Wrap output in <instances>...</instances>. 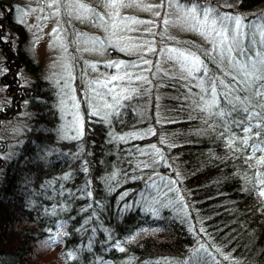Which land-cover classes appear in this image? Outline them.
<instances>
[{
	"label": "trees",
	"instance_id": "1",
	"mask_svg": "<svg viewBox=\"0 0 264 264\" xmlns=\"http://www.w3.org/2000/svg\"><path fill=\"white\" fill-rule=\"evenodd\" d=\"M221 2L212 0L214 5ZM263 2L232 0V5L223 9L252 18L255 14L247 11ZM7 22L12 40L4 42L0 51L4 50V61L13 68L4 71V82L11 87V71L23 65L34 74V82L26 89L30 99L16 102L20 96L16 93L10 105L4 102V116L6 110L11 116L24 107L32 112L24 115L28 125L12 148L4 142L7 136H0V150L4 145V153L0 152V264H32L35 247L40 245L57 251V258L42 264H192L189 258L200 243L211 246L209 251L219 264H264V206L256 188L244 179L245 174L251 178L252 172L242 167L243 162L219 139H213V133L177 110L171 99L177 94L171 87L174 81L153 78L158 87L152 95L159 98L155 117L151 99L146 105L140 101L147 108L145 120L130 112L123 124L113 121L112 128L86 112L83 138H63L58 87L40 76L38 63L25 48L24 29L11 19ZM187 35L188 42L203 43L196 33ZM76 85L79 89L78 77ZM12 87L9 91L15 92V85ZM133 123L141 131L152 128L156 134L127 142L109 136V132L127 134ZM151 144L161 148L172 165L157 170L165 176L179 173L174 187L187 205L181 211L172 206L160 209L159 215L146 211L151 190L140 177L149 170L133 169L147 157L135 152L133 145L147 150ZM125 172L137 178L128 179ZM113 174L115 179L107 181ZM81 189L90 191L91 196ZM125 190L128 195L122 200L120 194ZM125 202L131 207H123ZM53 205L56 215H52ZM61 223L64 226L59 231L67 235L45 243L48 229L55 234ZM114 241H119L125 252H120ZM69 251L75 253L74 260L66 259Z\"/></svg>",
	"mask_w": 264,
	"mask_h": 264
},
{
	"label": "snow or ice",
	"instance_id": "2",
	"mask_svg": "<svg viewBox=\"0 0 264 264\" xmlns=\"http://www.w3.org/2000/svg\"><path fill=\"white\" fill-rule=\"evenodd\" d=\"M142 4L143 0H98L97 6H89L86 0H44L40 11L48 9V15L59 17L58 27L53 28L52 33L57 34L66 53L69 46L73 50L68 54L70 62L64 65L67 78L57 81L58 84L62 83L64 99L60 103L64 106L61 110L66 112L67 120L62 131L66 138L82 139L85 132L79 104L72 94L75 79L73 69L80 64L81 78L89 71L98 70L96 64L85 67L78 53L95 51L104 55L111 48L129 57L135 56V59L129 60L110 59L103 67L114 71L107 75L101 73L89 80L86 86L81 85L80 100L86 108H90L88 115L102 124L107 123L109 128L114 126L113 121L123 124L125 116L130 112L143 121L147 118V108L140 101L143 100L146 105L151 99L155 117L158 107L155 101L159 98L152 95L158 87L153 78L159 74L162 78L174 81L171 87L177 94L171 99L176 102L177 110L186 113L190 121L202 124L204 130L214 134L213 139H219L234 158L243 162L242 167L251 170V178L245 174L244 179L256 188L261 206H264V13L252 18L243 17L223 11V8L229 6L214 5L212 0H160L158 4L143 7V11L153 13L154 18L150 20L125 15L123 12L124 9L140 8ZM97 7L101 10H97ZM35 11L32 8H20L21 19L18 22L23 24L24 17ZM44 18L47 19V16ZM73 20L103 29V38L76 31L72 25ZM165 25H177L187 32H194L203 43H164ZM139 26L147 27L141 31ZM154 28L157 30L153 31ZM5 39L0 37V40ZM161 57L171 65L167 70L160 66ZM67 104H71V108ZM155 122L160 123V120ZM149 134L156 133L152 128L141 131L136 123L132 124V130L127 134L109 132L112 139L122 142L144 139ZM160 143L164 144L165 140L161 138ZM133 148L141 156L147 157L133 169L149 170L145 176L140 177L151 190V201L146 211L159 215L162 208L172 206L181 211L187 207L182 203L184 196L180 194L179 188L174 187L178 183L174 177H178L179 173L165 176L157 170L165 164L169 169L172 167L163 150L156 144L149 145L147 150L136 145ZM128 163L131 166V160ZM124 175L128 179L137 178L127 172ZM114 179L115 174L109 176L107 181ZM80 191L91 196V192L86 189ZM63 194L62 189L60 195ZM127 195L125 190L120 194L121 199ZM142 199L147 200V197ZM123 207L131 205L125 202ZM52 215H56V205L52 206ZM63 226V223L56 225L55 234L49 228L45 243H55L58 237L67 235L59 231ZM113 243L120 252H125L119 241ZM209 247L200 243L189 258L192 264H219ZM219 251L217 248L216 252ZM75 258L74 252H67L66 259ZM223 259L228 260L229 257L224 256ZM181 264L189 262L183 261Z\"/></svg>",
	"mask_w": 264,
	"mask_h": 264
},
{
	"label": "rangeland",
	"instance_id": "3",
	"mask_svg": "<svg viewBox=\"0 0 264 264\" xmlns=\"http://www.w3.org/2000/svg\"><path fill=\"white\" fill-rule=\"evenodd\" d=\"M4 6L7 8L13 7V18L16 19L18 25L22 27L26 33V43L25 48L29 52L30 56L33 58L34 61H36L39 65V71L40 76L51 83V85H55L57 88V95H58V107L61 113V127L60 129L64 128V125L66 124V112L62 111L63 105H61L60 101L61 99H64L63 93L61 92L62 83L58 84L57 81H62V78H67V72L65 70L64 65L66 63H69L68 54L72 53V47L69 46L68 52L66 53L64 49L61 47L60 40L58 39L57 34L52 33V29L58 27L57 20L59 17H54L51 15H48L49 10L44 9V11H40L41 8L44 6V0H4ZM232 0H222V4L224 5H232ZM89 6H97L98 0H86ZM160 0H143V4L140 8H131V9H124L123 12L125 15H131L134 17H137L139 19L143 20H150L153 19V13L143 11V7L147 5H154L158 4ZM20 8H32L36 9L35 12L29 13L27 16L24 17V23L21 24L18 21H20ZM97 10H101V8L97 7ZM159 10V9H157ZM223 11L225 9H222ZM231 12V11H230ZM234 13V12H232ZM247 13H254L260 14L264 13V2L260 5L254 7L252 10L247 11ZM47 16V19L44 17ZM16 23V24H17ZM72 25L75 27L76 31L78 32H84L88 35L93 36H99L103 38V29L97 28L94 25H89L87 23H83L80 21H72ZM11 26V24H10ZM147 26H139V30H143ZM157 29H153V31H156ZM164 31V41L168 40L167 44L173 45L175 41L182 42L183 39L187 40V34H194L193 32H187L183 28L177 26V25H165L163 26ZM18 35V33H16ZM131 35V33H129ZM167 38V39H165ZM8 39V38H7ZM181 39V40H180ZM165 43V42H164ZM114 50L111 48L108 50L107 54L101 55L99 52L95 51H89V52H83L81 51L78 53V55L81 58L82 63L85 67L89 64H96L98 65V70L93 72L89 71L87 74H84L81 78L82 69L80 64H77L76 67L73 69V76L75 77L72 87L74 89L73 95L76 96L77 103L79 104V113L82 118V121L84 123V118L86 117V112L90 111V108H86V106L83 104V102L80 100V97L82 95L81 91V85L86 86L87 82L91 79H95L98 75L101 73L107 75L108 73L114 71L111 69H105L103 65L107 63L110 59L111 60H129V58L126 57L125 53L119 52L121 54L120 56L114 55ZM76 54V53H73ZM153 59V57H150ZM5 57L4 54L0 51V107L3 106L4 102L8 105L12 103V100L14 97L13 93L9 91L11 88L9 85L4 82V71L7 70V68L12 69L13 66L9 64L8 61H4ZM135 59V58H134ZM160 66L167 70L171 65L166 63L164 61V58L161 57ZM24 76V82L25 85H28L29 87H32V85H29L31 82H34L33 77L34 74L30 70L28 66L22 68L20 70V74ZM159 74L155 76V78H159ZM80 81L81 85L80 88L77 89L76 80ZM103 78V77H101ZM78 90H80V93H78ZM9 91V92H7ZM13 95V96H12ZM23 105L25 106V101L23 102ZM12 106V105H11ZM68 108H71V104H67ZM23 111V112H22ZM8 111L6 110V114L4 116V121L2 125L0 126V136L3 138L4 136H7V141L5 140L6 144H8V147L12 148L15 143L16 139L19 137V135L22 132V128L24 126L28 125V120L25 119L29 112H32L29 108L24 107L23 110H20L16 114L8 115ZM63 138H66L65 133L62 131ZM68 135H71L69 133ZM61 136V137H62ZM69 139V138H67ZM1 153H4V145L2 146ZM4 155V154H3ZM57 258V251L53 248H47L45 246H36L34 250V257L32 264H42L47 261H51L53 259Z\"/></svg>",
	"mask_w": 264,
	"mask_h": 264
},
{
	"label": "flooded vegetation",
	"instance_id": "4",
	"mask_svg": "<svg viewBox=\"0 0 264 264\" xmlns=\"http://www.w3.org/2000/svg\"><path fill=\"white\" fill-rule=\"evenodd\" d=\"M13 12L14 9L13 7L7 8L4 6V0H0V37H6L5 40H0V46H2L4 48V42H7L8 39L12 40V38H10L9 36V25L10 23L7 22L9 19L13 20V22L16 24L17 21L16 19L13 18ZM11 18H10V17ZM18 26V23L16 24ZM8 38V39H7ZM3 54H4V50H3ZM24 68V65L21 67H15L12 71H11V89L13 88L12 86L15 85V92L13 93V95L15 96L16 93H20V96L18 98H16V102L18 100H21L22 98L25 97V99H30V95L27 93L26 89L29 88L28 85H25L24 82V76L22 75V73L20 74V69ZM9 92V91H7ZM13 92V91H11ZM15 102V104L17 105V103ZM24 102V101H23ZM22 102V103H23ZM17 109V107H16ZM4 104L3 107L0 108V126L3 123V119H4Z\"/></svg>",
	"mask_w": 264,
	"mask_h": 264
}]
</instances>
